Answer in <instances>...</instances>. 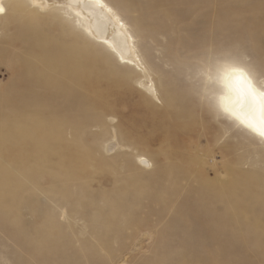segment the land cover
<instances>
[{
	"label": "rangeland",
	"instance_id": "374dc122",
	"mask_svg": "<svg viewBox=\"0 0 264 264\" xmlns=\"http://www.w3.org/2000/svg\"><path fill=\"white\" fill-rule=\"evenodd\" d=\"M106 1L129 27L156 100L138 85L142 74L64 8L33 29L88 43L99 93L78 92L63 69L46 94L30 81L33 22L0 16V127L15 125L13 106L56 125L30 138L0 135L9 182L0 189V264H264V140L209 110L219 92L215 67L206 68L212 51L264 72V0ZM54 237L57 248L40 251Z\"/></svg>",
	"mask_w": 264,
	"mask_h": 264
},
{
	"label": "bare ground",
	"instance_id": "6f19581e",
	"mask_svg": "<svg viewBox=\"0 0 264 264\" xmlns=\"http://www.w3.org/2000/svg\"><path fill=\"white\" fill-rule=\"evenodd\" d=\"M2 1L3 0H0V7H3L4 11L0 12V16L7 12V14L5 15L7 16L6 18H8L6 19V25H17L18 26L20 22L21 23L33 22V23H30V24L28 23V24L31 27V31L35 34L36 33L38 34L39 39L36 42V44L33 46L35 47V51H34L35 53L33 52L34 54L32 53L33 55H31L30 58H28L30 55L27 57L28 59L27 62L29 64H33V66L34 65L37 66L38 72L34 74L33 78L35 79H30V78L29 79L31 83H39L40 85L43 86V88H46V91H45L46 94L49 91L47 90L49 86L51 87L56 86L55 91H57L58 89L57 86L60 85V81L62 79H65V75L62 76L60 74L63 69H68V72H69L67 73L69 74L68 80L70 81V83H72L74 88L78 90V92H82V93L86 92L87 94H90L91 98L89 99L91 100L94 97H96L99 93L96 85L94 84L95 81L93 80L94 76H97V73L93 72L91 67L86 65V63L89 60H92V58H95L93 56L95 54V51L89 47L88 43H86L85 41L83 42V40L79 41L80 39L78 40V36L76 38V35L75 37H70L71 38L70 40L66 38L56 39V38H52L47 35H44L40 33L38 30L33 29V26L35 25V23H38L37 21L40 20V18L42 19V21L43 19H48V21L50 20L56 21V18L59 17L56 11L58 9L64 8L72 16L75 17V20L77 21V24L79 25L78 28L81 29V31L86 37L92 39L94 42L104 45L116 57V59L119 62L125 63L126 66H131V67H134L136 70H138L142 74V77H143L142 80L138 81V85L141 86L148 95L155 98V100L158 98L155 84L150 77L148 69L144 66V63L142 62L141 58L139 57L137 53V49H136L135 42H134V37L132 36L129 30V27L120 18V16L118 15L117 11L113 8V6H111L106 0H102V4L104 5L103 7L96 6L93 3V0H74L73 7L71 8L67 7L69 0H7L8 4L6 8L2 4ZM5 9H6V12H5ZM27 9L29 12H34L37 10L42 12V10H44V13L42 14L41 17L35 16V15L29 16V17H22L20 13ZM7 21L9 22V24ZM53 44L59 45L61 47V50L60 51L55 50V52H53L50 49V45H53ZM24 58L26 57H23V59ZM97 59L105 62L103 57L98 56ZM108 68L110 71H112V69L109 66ZM65 85H66V82H65ZM215 86L219 92L218 93L219 97L227 96L232 99L235 98V93L229 92L228 88L225 86L223 80L219 78L218 74L216 75ZM72 92L74 93V91ZM17 107L18 106H13V113L15 116V119L13 122L15 125L12 126V123H11V127L7 128V130L6 128H3L5 129L3 130L0 127L1 128L0 135L2 132L8 131L10 135L11 136L13 135V137L15 138L17 137V133H23L24 137L30 138L31 137L30 135H32L31 132L33 129L35 130L37 128V129L46 130L49 128L56 127V125L48 126L42 119L36 120L35 115L37 113L27 111L26 109L24 110V112L18 113ZM246 130L254 134L255 136H257L258 138L264 140V137H260L259 135H257L254 132H251L248 129ZM22 157H23V153H22ZM63 162L66 164L68 163L67 155L62 154L61 156H59L58 163L62 164ZM82 162L85 166L86 162L85 161H82ZM139 162L145 167L150 165L149 160L145 158H140ZM8 163L14 166L15 165L17 166V164H19V162L15 159L13 161L10 160ZM71 166H72L71 164L70 165L68 164L69 168ZM2 167L4 166L0 158V168L2 169ZM164 171H167L166 167H164ZM12 175L13 174L11 173V171L7 170V177L12 176ZM7 183H9L7 178L0 177V189H2L1 187H4L5 185H7ZM155 184L162 185L163 183L160 184L158 182H155ZM48 235L51 237L50 234ZM53 235L55 234H52V236ZM49 239H50L49 240L50 244L49 245L46 244L44 246L42 245L40 247V251L57 248L56 247L57 244L54 242L55 237L54 239L52 238V240L51 238Z\"/></svg>",
	"mask_w": 264,
	"mask_h": 264
},
{
	"label": "snow or ice",
	"instance_id": "6c2138e0",
	"mask_svg": "<svg viewBox=\"0 0 264 264\" xmlns=\"http://www.w3.org/2000/svg\"><path fill=\"white\" fill-rule=\"evenodd\" d=\"M74 0H69L67 7H73ZM96 6L103 7L102 0H93ZM0 7V12H3ZM216 72L228 88L235 93V98L221 96L218 99L207 98V106L217 117L224 116L237 122L241 126L264 137V72H255L254 69L232 57L230 54H215L208 52L206 68ZM209 75L210 72L202 73Z\"/></svg>",
	"mask_w": 264,
	"mask_h": 264
}]
</instances>
